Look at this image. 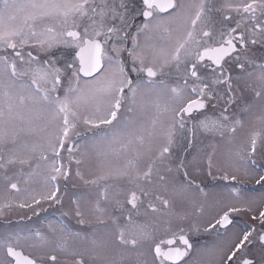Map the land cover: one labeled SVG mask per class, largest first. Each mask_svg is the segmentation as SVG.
<instances>
[{
    "label": "snow or ice",
    "instance_id": "6c2138e0",
    "mask_svg": "<svg viewBox=\"0 0 264 264\" xmlns=\"http://www.w3.org/2000/svg\"><path fill=\"white\" fill-rule=\"evenodd\" d=\"M0 264H264V0H0Z\"/></svg>",
    "mask_w": 264,
    "mask_h": 264
},
{
    "label": "flooded vegetation",
    "instance_id": "af4514ba",
    "mask_svg": "<svg viewBox=\"0 0 264 264\" xmlns=\"http://www.w3.org/2000/svg\"><path fill=\"white\" fill-rule=\"evenodd\" d=\"M252 186L253 185L251 183H249L245 187L248 188V189H251ZM211 239H212V237H210V236H202V237L199 238V243L210 242Z\"/></svg>",
    "mask_w": 264,
    "mask_h": 264
},
{
    "label": "rangeland",
    "instance_id": "374dc122",
    "mask_svg": "<svg viewBox=\"0 0 264 264\" xmlns=\"http://www.w3.org/2000/svg\"><path fill=\"white\" fill-rule=\"evenodd\" d=\"M21 213H17V214H15V216L13 217V219H17L18 217H19V215H20ZM202 237V236H201Z\"/></svg>",
    "mask_w": 264,
    "mask_h": 264
}]
</instances>
